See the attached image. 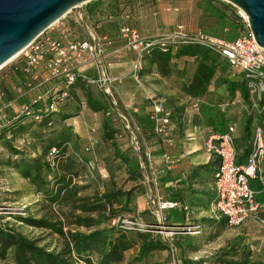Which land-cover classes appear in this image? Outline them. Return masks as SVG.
<instances>
[{
  "label": "rangeland",
  "instance_id": "1",
  "mask_svg": "<svg viewBox=\"0 0 264 264\" xmlns=\"http://www.w3.org/2000/svg\"><path fill=\"white\" fill-rule=\"evenodd\" d=\"M91 2L71 10L60 20L61 22L70 20L68 26L77 36L86 39H90V32L86 31L78 15L81 10L87 8L88 4L94 5L93 15L83 14L84 11L82 16L91 33L93 28L101 31L95 28V25L106 26L114 33L110 22H117L116 25H133L145 37L169 33L177 25H182L189 31L204 29L226 39H234L248 29L244 23L246 19L244 13L225 0H94ZM215 14L219 19L211 17ZM115 16L118 19H115ZM126 16L129 18L127 19ZM236 17L240 19L239 22ZM113 40V45L106 50L105 58L101 59L102 62H98L97 69L100 74L108 70V74L111 75L117 70L114 75L120 73L121 83L116 81L112 84L110 97L98 84H85L84 87L106 108H110L114 102L122 116H126L127 121H124V125L120 120L110 117L113 125L122 131L119 132L121 137L116 139L115 143L120 146L119 152L122 156L135 158L139 162L142 179L137 182L128 179L125 165L116 158L111 144L103 140L102 123L106 119L105 112L90 111L86 106L83 90L74 86L69 89L70 97L65 105L53 117L54 131L44 133L43 125L27 119L1 133L0 226L15 230L34 240L38 246L54 253L62 252V238L48 230L30 226L22 222V219L62 220L61 222L66 226L64 230L69 228L80 232L86 231L68 226L69 220L66 221L65 214L68 213L69 208L50 206L43 195L37 192L28 180L23 179L14 167L19 157L15 156L13 151L34 159L42 154L47 145L64 139L66 140L65 156L73 163L75 176L73 182L82 187L80 196L91 197L107 192L130 193V203L127 206L129 211L120 209L123 198H118L113 204V209L116 211L114 218L100 223L96 228H115L119 219L132 217L149 225L145 234L167 245V250L153 252L141 264H228L230 261L244 257H248L250 262L264 264V223L258 220L251 218L243 225L230 229L225 226L216 211L211 213V217L202 219L192 218L190 213L183 212L185 220L178 224H172L168 219L159 222L152 214L150 201L155 205L163 201L159 196L158 160L164 153L162 147L164 142L152 135L149 130L142 131L136 122L133 108L143 105L147 98L155 97L174 108L173 111L177 115L180 112L193 114L190 100L182 94L181 86L189 81L194 61L183 59L176 61L173 66L174 73L169 77H161L155 68H151L146 61L140 59L141 70L136 82L131 78L130 70L137 56L125 48L117 36H114ZM13 60L0 70V91L6 87L14 99L17 96L15 86L19 85V82L9 73V66ZM181 70H184V74L180 73ZM40 76L38 80H41ZM228 76L227 69L217 75L212 84L215 93L213 99L223 95L224 102L227 100L222 81L228 79ZM42 90H44L42 86L36 88L28 95L19 98L15 105L19 107L28 104L38 93H42ZM213 99L207 103H215ZM241 106L235 108L238 115L234 121L236 129L240 132L244 126L243 116L246 114ZM16 109L14 108L12 113ZM131 140L137 143L135 147H139L138 152L132 148ZM58 159L59 162L63 160ZM51 160L52 157L49 156L48 161ZM52 178V175L47 177L50 187L53 185ZM163 216L162 213V218ZM93 218L97 216L94 215ZM261 219L264 220V217ZM193 223L200 225L198 235L189 233V226ZM137 248L138 246L126 252L123 261L119 264H125L130 260L136 254ZM13 263L11 250H7L3 257L0 256V264Z\"/></svg>",
  "mask_w": 264,
  "mask_h": 264
},
{
  "label": "trees",
  "instance_id": "2",
  "mask_svg": "<svg viewBox=\"0 0 264 264\" xmlns=\"http://www.w3.org/2000/svg\"><path fill=\"white\" fill-rule=\"evenodd\" d=\"M91 3L95 4V2ZM89 15L91 16L93 14ZM217 16L215 14V16L211 17L219 19ZM115 19L118 18L115 16ZM236 19L238 22L240 21L238 17ZM116 23L110 22V27L114 30V33L107 29L106 26L101 25H95V28H99L101 31H97L94 28L92 30L97 35H106L114 41L113 37L117 36L119 27ZM202 30L210 35L222 37L207 30ZM71 31L73 35H76L72 29ZM57 36L55 34L53 37ZM78 37L83 38L81 36ZM140 59L141 61H146L151 68H155L161 77H169L174 73L173 66L176 61L181 59L193 60L194 66L190 79L188 82L182 84L181 92L190 102L198 101L199 103L198 112L196 114L193 113L178 117L179 119L183 118L184 122L178 121L176 130L168 138L163 139L152 133L151 124L148 119L150 107L147 100H145L143 105L133 108V111L134 109L136 110L134 115L136 122L142 131L149 130L152 135L160 140L172 141L176 137L181 138L183 128L187 122L193 126L203 128L206 133L223 134L229 126L235 125L234 121L238 115L235 108L240 107V104H242L241 108L245 109L243 111L246 113L242 121L244 126L239 138H235V145L237 151L242 149L238 157V162L240 158L241 161L239 163L247 158L250 152L249 146L254 129L261 127L264 132V93L259 103V111L257 112L251 108L246 88L249 78L244 73L232 71L225 60L206 48L195 45H178L171 41L166 42L164 46L153 45L148 50V53L141 56ZM226 69L229 76L228 79L222 81L226 89L227 97V100L224 102L223 95L222 97L218 95L213 99L215 93L212 84L216 80L219 72H223ZM9 73L11 77L18 79L19 85L26 79L25 74L21 70L20 62L10 65ZM180 73L184 74V70H181ZM85 84L87 82L81 78L75 79L71 84H66L65 78L63 77L55 78L44 83L42 85L44 90H42V93H38V95L44 94L45 97L40 103L32 107L33 113H39L42 119L38 122L32 118L21 116L2 129L1 133L3 134L13 126H18V124L27 119L43 125L44 133L54 131L53 117L59 113V109L69 99V89L74 86L78 87L83 90L85 103L90 111L93 113L105 112L106 119L102 123L103 140L111 144L116 158L120 159L125 165L128 179L132 182L141 180L142 174L139 168V162L135 158L122 156L119 152L120 146L115 143L116 139L121 137V134H119L121 129L119 130L113 125L110 117L112 116L119 121L117 113L111 107L106 108L103 103L93 98L92 94L85 89ZM0 92L5 94L6 100H13L11 93L6 87H3ZM211 99L215 103H207ZM42 102H44L43 105ZM49 105L54 106L53 112L48 111ZM167 106L170 107L169 104ZM170 108L173 111L174 108ZM181 113L183 112L178 114ZM14 114L16 115L17 113L13 112V114L11 113L9 115ZM175 114L176 112L174 116L177 115ZM63 118L69 119L70 117ZM48 123L51 124L49 128L47 127ZM65 141L64 139H59V141L47 145L42 154L34 159L26 158L19 152L13 151L15 156L19 157L18 161L14 163V167L19 171L23 179L28 180L37 192L43 195L44 200L50 206H56L58 208L67 206L69 208L68 213L65 214L66 221L69 220L68 226H75L86 231L80 232L79 230H71L69 228L64 230L66 226L61 222L62 220L50 221L46 219L34 220L32 218H25L21 221L30 226L45 229L60 236L63 240L62 252L54 253L47 251L44 247L38 246L34 240L28 239L11 228L0 226V256L3 257L7 250H11L14 257L13 264H119L123 261L126 252L138 246L136 254L125 264H141L153 252L167 250L168 247L166 244L150 237V235L144 232L126 231L119 227L96 228L100 223H105L114 218L116 211L113 209V204L118 198H123V204L120 206V209L124 208L127 210V206L130 203V193L107 192L91 197L80 196L79 193L82 187L75 185L73 182V177H75L73 163L68 161V158L65 156ZM49 156L52 157L51 161H48ZM58 158L63 159L62 162H59ZM218 165L219 160L216 162L213 177ZM50 175L53 176V185L51 187L47 181V177ZM250 187L256 193L255 200L257 202H264V173H262V182L257 179L252 180ZM215 201L216 198L213 204H215ZM175 209L176 203L174 208L163 212V220L168 219L172 224H178L180 221L184 222L185 217L183 212L186 211H175ZM94 215L97 218H93ZM219 217L227 227L225 218L220 214ZM195 224L199 225L198 223ZM228 264L256 263L250 262L248 257H244L240 260L230 261Z\"/></svg>",
  "mask_w": 264,
  "mask_h": 264
},
{
  "label": "built area",
  "instance_id": "3",
  "mask_svg": "<svg viewBox=\"0 0 264 264\" xmlns=\"http://www.w3.org/2000/svg\"><path fill=\"white\" fill-rule=\"evenodd\" d=\"M78 19L86 31L90 32V39L73 35L70 27L59 20L33 40L13 60L12 64L20 62L26 79L20 85L15 86L17 94L15 99L6 100L5 94L0 92V133L2 129L21 116L38 122L42 119L39 113H33L32 107L44 99V94L36 95L28 104L19 106L16 109V115H9L8 109L19 98L28 95L52 79L63 77L66 84H71L75 79L81 78L87 84H98L103 87L108 97L111 96V86L116 79L104 73L96 79L89 78L77 69L89 63L97 66L98 62L106 56V50L113 45V41L106 35H97L92 29L93 33H91L81 13ZM244 23L247 26L246 19ZM50 31H54L58 36L53 37ZM117 37L125 48L137 56L130 70V76L136 82L141 69L140 58L148 53L153 45L164 46L166 42L171 41L178 45H195L208 49L225 60L232 71L244 73L249 78L246 84L249 102L252 109L259 111V103L264 93V49L255 42L249 29L234 39H226L210 35L202 29L189 31L184 26L177 25L169 33L146 38L135 26L121 24L117 30ZM38 76L41 80H38ZM146 100L150 107L148 119L152 133L163 139L168 138L177 128L172 109L160 98L149 97ZM111 109L117 113L118 119L124 125V121H127L126 116H122L114 102H112ZM190 109L196 114L199 110L198 101H191ZM48 111L53 112L54 106L49 105ZM134 112H136L135 109ZM47 127H51V124L48 123ZM235 129L236 126L231 125L223 134L209 132L204 141L205 152L216 156L219 160L213 183L216 198L214 209L225 218L227 227L230 229L243 225L251 218L264 223L261 219L264 217V202L255 200L256 193L250 187L252 180L257 179L262 182L264 132L261 127L254 129L250 152L245 162L239 163V154L235 145ZM135 145L137 143L131 140L132 148L138 152L139 147L136 148ZM150 204L153 209L152 214L158 218L159 222L163 221L164 211L175 207V204L163 201L157 202L156 205L150 201ZM117 227L126 231L147 232L149 225L135 218L126 217L118 220ZM189 233L198 235L200 226L191 224Z\"/></svg>",
  "mask_w": 264,
  "mask_h": 264
},
{
  "label": "crops",
  "instance_id": "4",
  "mask_svg": "<svg viewBox=\"0 0 264 264\" xmlns=\"http://www.w3.org/2000/svg\"><path fill=\"white\" fill-rule=\"evenodd\" d=\"M93 8L94 5L92 6L88 4L87 8L84 10L85 13H83V10H81L80 13L88 15L92 14ZM126 17L127 19L129 18V16ZM69 21L70 20L66 22L63 21L62 23L68 25ZM50 32L52 36L55 35L54 31ZM142 36L145 37L144 35ZM150 37L152 36H146V38ZM77 71L90 78H97L100 75L99 70L94 63L80 66ZM107 71L108 70H105L103 73L121 83L120 78L122 77L119 76L120 73L114 75L117 73V70L113 71V75L110 73L108 74ZM15 104L16 102H14L8 109V114H11L14 108H18V105ZM181 115L183 117L188 114L183 112L178 114L177 117L175 116L177 124L178 121L184 122L183 118H178ZM206 134L207 133L203 128L193 126L186 122L181 138L176 137L172 141L162 140V142H164L162 145L164 153L160 155L158 160L159 196L163 199V202L176 203L175 211H187L186 213H190L191 217L195 219L211 217V213L215 211L213 204L215 199L213 172L218 158L205 152L204 141ZM234 135L235 138H239L240 131L236 129ZM188 136L191 137L188 138ZM249 147L251 148V144ZM241 152L242 149L238 151V154L240 155ZM245 160L246 158L241 163L245 162ZM240 161L241 158L239 159V162Z\"/></svg>",
  "mask_w": 264,
  "mask_h": 264
},
{
  "label": "water",
  "instance_id": "5",
  "mask_svg": "<svg viewBox=\"0 0 264 264\" xmlns=\"http://www.w3.org/2000/svg\"><path fill=\"white\" fill-rule=\"evenodd\" d=\"M94 0H0V69L71 10ZM241 10L264 49V0H225Z\"/></svg>",
  "mask_w": 264,
  "mask_h": 264
},
{
  "label": "bare ground",
  "instance_id": "6",
  "mask_svg": "<svg viewBox=\"0 0 264 264\" xmlns=\"http://www.w3.org/2000/svg\"><path fill=\"white\" fill-rule=\"evenodd\" d=\"M244 16H245V15H244ZM245 18H246V17H245ZM18 55H19V54H17V55H16L15 57H13L11 60H13L14 58H16ZM11 60H10V61H11Z\"/></svg>",
  "mask_w": 264,
  "mask_h": 264
}]
</instances>
